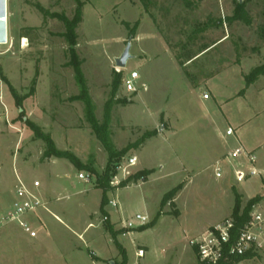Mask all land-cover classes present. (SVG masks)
Returning a JSON list of instances; mask_svg holds the SVG:
<instances>
[{
    "label": "rangeland",
    "instance_id": "374dc122",
    "mask_svg": "<svg viewBox=\"0 0 264 264\" xmlns=\"http://www.w3.org/2000/svg\"><path fill=\"white\" fill-rule=\"evenodd\" d=\"M237 1L245 3L244 17L230 21ZM78 2L82 19L74 49L95 116L102 122L109 107L113 146L127 149L120 162L138 157L127 180L110 183L107 199L118 204L107 203L103 211L96 175L67 158H45V140L31 128L49 135L58 150L83 166L104 172L109 154L79 98L66 25L58 17L73 19ZM7 3L14 46L0 55L10 119V124L0 120V209L13 202L15 170L29 184L40 181L49 209L28 216L37 230L34 238L16 223L0 226V264H200L189 238L232 216L237 194L245 206L250 198L242 191L252 195L264 188L261 175L238 183L230 167L222 178L213 171L238 137L244 144L264 138V75L248 87L246 82L264 64V0ZM128 43L130 58L118 72L116 59ZM191 54L196 56L187 61ZM133 70L147 90H125L123 79ZM114 71L122 74V84L112 98ZM1 75L24 97L22 107ZM229 126L236 134L226 135ZM79 172L91 181L80 180ZM141 172L145 176L135 178ZM177 188L173 198L163 200ZM137 214L148 215L149 222L158 219L144 230L149 222L125 228ZM238 264H264V258Z\"/></svg>",
    "mask_w": 264,
    "mask_h": 264
},
{
    "label": "built area",
    "instance_id": "2783aa9c",
    "mask_svg": "<svg viewBox=\"0 0 264 264\" xmlns=\"http://www.w3.org/2000/svg\"><path fill=\"white\" fill-rule=\"evenodd\" d=\"M2 45L7 47L2 50ZM14 46L13 39L7 37V41L0 46V55L12 51ZM27 46V39L21 37L20 47ZM117 71L120 72L122 67L117 65ZM1 82V80H0ZM123 86L129 93H137L144 89L147 90V84L141 81V75L137 70L130 71L123 79ZM204 99H209V93H203ZM0 120L4 118L5 122L10 124L9 108L5 102L4 86L0 83ZM235 134V129L229 126L226 135ZM258 153L255 150H249L243 144L230 149L223 158L213 164V171L216 178H222L226 172V167L230 170L238 183L262 175L257 167ZM138 157L131 155L125 162H119L116 166V172L111 178V185L119 184L127 180L131 175L132 169L137 166ZM16 184L14 185V199L12 204L0 209V226L7 223H16L30 237L37 236L35 224L31 221V214L41 209H49L47 202L40 190L41 183L34 180L29 184L15 170ZM78 178L86 183L91 181L89 174L84 172L78 173ZM144 177L140 178V183ZM109 204L116 206L118 203L115 199L110 200ZM28 217V218H27ZM108 216H105L107 219ZM148 215L137 214L135 220L124 222L125 228H134L135 223L140 225L148 223ZM189 244L196 249L199 261L205 264H219L223 260L231 257H240L251 255L250 259L264 258V199L256 202L249 213L248 219L238 225L234 216L226 217L206 228L204 231L189 238ZM139 256L144 255V250L138 251Z\"/></svg>",
    "mask_w": 264,
    "mask_h": 264
},
{
    "label": "trees",
    "instance_id": "16d2710c",
    "mask_svg": "<svg viewBox=\"0 0 264 264\" xmlns=\"http://www.w3.org/2000/svg\"><path fill=\"white\" fill-rule=\"evenodd\" d=\"M77 1H79V0H77ZM78 3H79V5H78L77 10H76V15L74 16L73 19L70 20L64 15H59L58 17L66 25L67 31H66L65 36H66V39L70 43V46H71L70 47L71 61H72V64L74 65L76 76H77V78L81 84V88H82V92H81V95L79 98L85 100L87 119L90 121L93 132L95 133L96 137L102 143V145L104 146V148L107 150V152L109 154L108 162H107V165H106L104 172L102 174H99L98 172H96V170L92 166H86V165L83 166L81 164V162L77 159V157H75L73 154L58 150L55 147V144L49 135L42 133L41 130L38 129V127H36L33 124H31V128H33L35 130L37 135H39L40 137H42L45 140V143H46V150L44 152L45 158H51L53 156L64 157V158L71 160V162L74 163L78 168H83V169L89 170L96 175V184L99 188L102 189V199H101V206L100 207H101V210L103 211L104 206L107 203L109 204V201L107 199V193L111 189V185H110L111 178L115 174L116 166L120 162L122 156L125 154L127 149L124 148V149L117 151L115 149V147L113 146V143L111 141L110 109H109V107L106 109L104 120L102 122H100L95 116L93 104L91 102L90 97L88 96L85 79H84L83 73L80 69V64H79V61L77 59V54H76L75 49H74V44H76V38H77L76 33H75V29H76L78 23L82 19V17H81L82 4L80 2H78ZM244 14H245V3L237 1L235 9H234V13L231 17H229V20L232 21V20H237V19H243ZM136 26H138V23L135 24V27ZM207 48H209L207 45L204 46L202 51L206 50ZM195 56H196V54L188 55L187 61L193 59ZM180 62L182 64H184V62H182V61H180ZM261 75H264V64L257 66L246 76L247 87L249 85H251L252 83H254L259 78V76H261ZM1 78L3 80H5L6 83L8 84V86L11 90V93L14 97L16 105L19 108L22 107L24 97H20L18 95V93L9 84V82L6 80L5 77H3L1 75ZM121 84H122V74L116 73L114 71L113 72V79H112V83H111L112 98H114V96L116 95V92L119 89V87L121 86ZM244 91H245V89H243L241 92H244ZM110 103H111V101H110ZM140 176H145L144 172L137 173L135 178H139ZM178 189L179 188L168 192L165 195L163 200L165 201V200H168L170 198H173L174 193ZM261 199H262V196L252 197L251 199H249L247 201L245 206H242V195H240V194L236 195V203H235V207H234V211H233L232 216H234L236 218L238 225H241L242 223H244L248 219L249 213L252 209V206L256 202L260 201ZM157 219H158V217H156L152 222H149L150 223V224L148 223L149 225L143 226L142 230L153 226L156 223ZM250 256L251 255L248 254V255H244V256H240V257H231L228 260L221 261L219 264H238L241 261H243L247 258H250ZM200 264H205V263L200 262Z\"/></svg>",
    "mask_w": 264,
    "mask_h": 264
},
{
    "label": "crops",
    "instance_id": "0c3cea01",
    "mask_svg": "<svg viewBox=\"0 0 264 264\" xmlns=\"http://www.w3.org/2000/svg\"><path fill=\"white\" fill-rule=\"evenodd\" d=\"M7 9H8V3H7ZM7 30H8V38H9V22H8V12H7ZM203 99V97H202ZM204 100H210L209 99H204ZM235 134H236V130H235ZM238 137V136H237ZM262 137V136H261ZM239 138V137H238ZM237 138V143H241L243 144L246 148H248L249 150H255L257 151L258 153V161H257V167L258 169L262 172V178L264 180V138H260L259 140H255L253 142H251L250 144H244L243 141L239 138ZM247 143V142H246ZM232 149V148H231ZM230 150V149H229ZM228 150V151H229ZM227 151V152H228ZM225 152L224 155L227 153ZM253 178H250L248 180H246L247 182L248 181H251ZM245 181V182H246ZM242 193L244 194L245 197H248V198H252L253 196L257 195V194H260L263 199H264V188L262 189V191L260 192H257L255 194H252V195H247L246 192L242 191Z\"/></svg>",
    "mask_w": 264,
    "mask_h": 264
},
{
    "label": "water",
    "instance_id": "95a60500",
    "mask_svg": "<svg viewBox=\"0 0 264 264\" xmlns=\"http://www.w3.org/2000/svg\"><path fill=\"white\" fill-rule=\"evenodd\" d=\"M7 0H0V43L3 44L7 41ZM131 44L128 43L123 54L116 59L118 66L125 68L128 59L130 58Z\"/></svg>",
    "mask_w": 264,
    "mask_h": 264
},
{
    "label": "bare ground",
    "instance_id": "6f19581e",
    "mask_svg": "<svg viewBox=\"0 0 264 264\" xmlns=\"http://www.w3.org/2000/svg\"><path fill=\"white\" fill-rule=\"evenodd\" d=\"M7 19V18H6ZM0 46H1V43H0Z\"/></svg>",
    "mask_w": 264,
    "mask_h": 264
}]
</instances>
